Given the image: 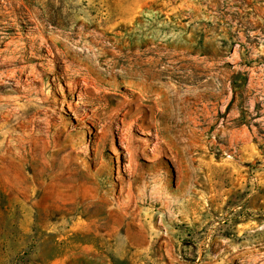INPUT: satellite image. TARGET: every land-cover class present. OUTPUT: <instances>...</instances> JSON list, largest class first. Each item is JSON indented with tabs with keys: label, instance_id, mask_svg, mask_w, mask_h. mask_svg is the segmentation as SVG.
Wrapping results in <instances>:
<instances>
[{
	"label": "rangeland",
	"instance_id": "1",
	"mask_svg": "<svg viewBox=\"0 0 264 264\" xmlns=\"http://www.w3.org/2000/svg\"><path fill=\"white\" fill-rule=\"evenodd\" d=\"M0 264H264V0H0Z\"/></svg>",
	"mask_w": 264,
	"mask_h": 264
}]
</instances>
